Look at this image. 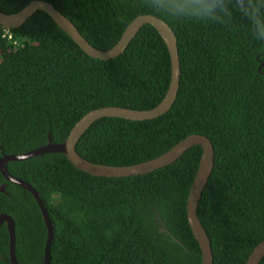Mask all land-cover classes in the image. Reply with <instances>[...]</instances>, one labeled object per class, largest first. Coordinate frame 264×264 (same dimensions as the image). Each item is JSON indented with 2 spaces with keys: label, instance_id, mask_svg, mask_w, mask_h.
Masks as SVG:
<instances>
[{
  "label": "trees",
  "instance_id": "obj_1",
  "mask_svg": "<svg viewBox=\"0 0 264 264\" xmlns=\"http://www.w3.org/2000/svg\"><path fill=\"white\" fill-rule=\"evenodd\" d=\"M32 0H0L14 14ZM65 16L94 48L105 51L137 15L156 16L143 0H42ZM179 84L167 113L93 122L75 145L98 165L151 160L190 134L205 136L213 166L196 215L212 264H245L264 240V43L239 15L229 24L172 23ZM7 35L10 38H7ZM170 59L155 29L143 25L124 51L93 59L42 11L21 26H0V157L61 143L86 112L107 106L148 110L163 98ZM201 149L150 173L91 176L59 153L6 163L38 194L52 226L48 264H199L185 202ZM0 214L14 224L18 264H41L45 227L32 196L0 174ZM164 229V231L162 230ZM0 225V264H9ZM259 264H264V257Z\"/></svg>",
  "mask_w": 264,
  "mask_h": 264
},
{
  "label": "water",
  "instance_id": "obj_2",
  "mask_svg": "<svg viewBox=\"0 0 264 264\" xmlns=\"http://www.w3.org/2000/svg\"><path fill=\"white\" fill-rule=\"evenodd\" d=\"M42 11L49 16L53 23L63 31L86 55L93 59L109 60L120 55L138 30L145 24L152 26L163 43L165 44L170 59V77L167 90L161 101L148 110H130L122 107L107 106L90 110L82 115L71 127L67 136L61 143L53 144L47 135V143L26 153L18 155H5L0 157V174L5 181L26 190L34 199L45 227L46 235L43 247V258L41 264H48L49 246L51 242L52 226L46 210L34 189L26 182L12 177L6 171V163L10 161H22L46 153L62 154L66 160L77 170L91 176L122 178L150 173L156 169L167 166L176 161L187 149L192 146H199L201 149L197 169L190 184L186 202V221L198 244L200 251L199 264H212V253L209 240L202 228L197 215V204L201 192L207 182L213 166V148L210 141L203 135L190 134L177 142L163 154L138 164L129 166H106L91 163L81 158L75 151V145L85 130L96 120L105 117L121 118L129 121H142L154 119L164 115L171 108L179 84V61L176 49V38L171 28L161 19L154 18L150 14L137 15L124 28L117 42L108 50L101 51L92 47L77 31L75 26L51 4L42 0H32L20 11L14 14H4L0 12V26L5 29H13L21 26L35 11ZM264 95V89H263ZM0 192L3 186H0ZM5 225L8 243L7 256L9 264H18L14 256V224L12 219L4 214H0V225ZM164 231V229H162ZM264 257V240L259 242L250 252L245 264H259Z\"/></svg>",
  "mask_w": 264,
  "mask_h": 264
},
{
  "label": "clouds",
  "instance_id": "obj_3",
  "mask_svg": "<svg viewBox=\"0 0 264 264\" xmlns=\"http://www.w3.org/2000/svg\"><path fill=\"white\" fill-rule=\"evenodd\" d=\"M145 7L172 23L229 24L235 16L248 25L253 40L264 43V0H143Z\"/></svg>",
  "mask_w": 264,
  "mask_h": 264
},
{
  "label": "built area",
  "instance_id": "obj_4",
  "mask_svg": "<svg viewBox=\"0 0 264 264\" xmlns=\"http://www.w3.org/2000/svg\"><path fill=\"white\" fill-rule=\"evenodd\" d=\"M4 31H7V30H5V29H4ZM7 38H10V36H9V35H7Z\"/></svg>",
  "mask_w": 264,
  "mask_h": 264
}]
</instances>
